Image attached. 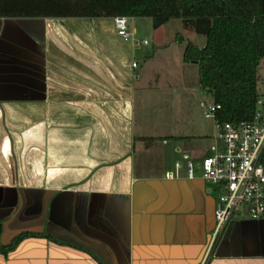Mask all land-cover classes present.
<instances>
[{
    "label": "crops",
    "instance_id": "1",
    "mask_svg": "<svg viewBox=\"0 0 264 264\" xmlns=\"http://www.w3.org/2000/svg\"><path fill=\"white\" fill-rule=\"evenodd\" d=\"M182 30L179 51L152 40L139 56L147 45L113 17H0V243L29 232L0 264H264V218L237 217L215 247L210 183L167 177L217 133L194 102L212 96L199 64L184 58L189 40L205 44ZM136 90L178 93L180 118L138 123Z\"/></svg>",
    "mask_w": 264,
    "mask_h": 264
},
{
    "label": "trees",
    "instance_id": "2",
    "mask_svg": "<svg viewBox=\"0 0 264 264\" xmlns=\"http://www.w3.org/2000/svg\"><path fill=\"white\" fill-rule=\"evenodd\" d=\"M150 16L154 27L179 17L206 35L203 47L189 40L185 60L197 61L205 91L221 104L220 120L252 118L259 96L258 64L264 57V0H0V17ZM181 40H184L182 36ZM264 160V152H263ZM232 218L217 234H231ZM1 230V226H0ZM28 231L0 248H13Z\"/></svg>",
    "mask_w": 264,
    "mask_h": 264
},
{
    "label": "built area",
    "instance_id": "3",
    "mask_svg": "<svg viewBox=\"0 0 264 264\" xmlns=\"http://www.w3.org/2000/svg\"><path fill=\"white\" fill-rule=\"evenodd\" d=\"M116 30L136 48L151 43L148 36L139 34L135 16L119 14L113 17ZM134 59L133 67L138 66ZM205 115L213 117L217 128L210 150L199 161L191 157L175 162V171L168 178L180 176L184 168L190 179L197 177L211 182L215 195V231L217 234L232 218L247 216L264 218V93H260L252 118L220 120L216 110L219 102L202 101ZM200 167L201 173H196ZM217 236V235H216Z\"/></svg>",
    "mask_w": 264,
    "mask_h": 264
},
{
    "label": "rangeland",
    "instance_id": "4",
    "mask_svg": "<svg viewBox=\"0 0 264 264\" xmlns=\"http://www.w3.org/2000/svg\"><path fill=\"white\" fill-rule=\"evenodd\" d=\"M135 21V18H134ZM135 23L138 26L139 34L142 36H148L150 40H153V43L156 41L162 42L159 46L160 48H164L166 45H172V52L175 53L176 50L179 51V45L181 46L180 41L182 38L180 36L176 40V35L182 30V20L181 18H172L169 22L162 25L159 28L154 27L153 25V19L150 16H141L138 19H136ZM185 33V32H184ZM196 37L193 38L199 45H204L206 43V35L195 33ZM190 36L189 34H187ZM183 37V36H182ZM188 41V40H186ZM185 43L186 42H182ZM152 45H147L144 49H136V54L139 56H142L143 53L147 52L149 48H151ZM153 49V46H152ZM169 49H162L156 52V59L159 61L161 57H163V60L165 59V55L169 54ZM144 57L141 58V62H144ZM263 58V57H262ZM261 58V59H262ZM260 59V61H261ZM263 60V59H262ZM157 61V62H158ZM156 62V63H157ZM263 62V61H262ZM262 62H260V66L258 67V86L262 84L260 81V75L262 72H264V68H262ZM264 76V73H263ZM260 93H263L264 90H259ZM149 93V97H145L146 93L145 91L142 92V90H136L135 93V115L137 122L140 124L149 125L152 126H161L163 124H168L169 122H172L174 120H177L179 117V111L182 109V101L181 96L176 93L172 92L170 90H149L147 91ZM198 99L196 98V103L198 112H202L203 116H205V113L203 111V108L201 105L199 106V103L202 101H205L207 104H212L214 102L211 95L203 93L200 91L198 94ZM189 103V102H186ZM193 115V114H192ZM190 115L187 117V120H191L193 116ZM205 121L212 120V123L215 125V120L213 117L208 118L203 117ZM209 123V122H208ZM216 126V125H215ZM174 158H171L170 160H167V163H172ZM157 165V163H154ZM196 173L199 175L201 173L200 167L196 168ZM212 184L211 182H209Z\"/></svg>",
    "mask_w": 264,
    "mask_h": 264
}]
</instances>
